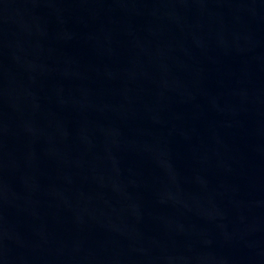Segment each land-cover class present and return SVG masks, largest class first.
Here are the masks:
<instances>
[{"label":"water","instance_id":"obj_1","mask_svg":"<svg viewBox=\"0 0 264 264\" xmlns=\"http://www.w3.org/2000/svg\"><path fill=\"white\" fill-rule=\"evenodd\" d=\"M0 264H264V0H0Z\"/></svg>","mask_w":264,"mask_h":264}]
</instances>
